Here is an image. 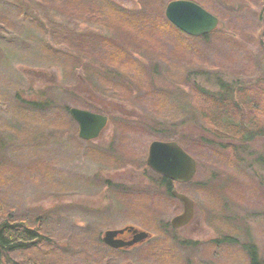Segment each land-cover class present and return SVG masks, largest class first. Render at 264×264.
I'll list each match as a JSON object with an SVG mask.
<instances>
[{"label": "rangeland", "instance_id": "1", "mask_svg": "<svg viewBox=\"0 0 264 264\" xmlns=\"http://www.w3.org/2000/svg\"><path fill=\"white\" fill-rule=\"evenodd\" d=\"M9 1L0 0V91L8 88L10 95L33 101L51 86L62 93L68 112L88 111L106 117L107 124L96 139L84 141L69 116L73 133L71 127L43 133L47 144L38 156L45 164H27L29 153L21 149L14 158L21 164L0 169V215L42 236L3 264H249V247L264 264V137L234 156L227 150L233 141L211 135L216 124L204 113H188V106L203 111L206 101L196 90L217 92L211 81L218 76L237 91L239 111L231 107L230 116L264 125V0L190 1L218 19L215 34L200 41L179 36L146 42L142 54L150 60L136 56L140 62L134 66L91 50L87 67L103 78L63 73L41 58L26 19L13 15ZM51 20L74 33L116 38L99 26L57 15ZM194 69L211 81L188 77ZM151 88L172 98L158 100ZM207 108L206 114L216 112ZM9 117L0 100V126ZM155 141L178 143L196 164L190 182L174 185L193 203L192 218L181 227L170 222L182 214V204L167 196L160 175L146 165ZM123 228L147 237L120 250L103 243L106 231Z\"/></svg>", "mask_w": 264, "mask_h": 264}, {"label": "trees", "instance_id": "2", "mask_svg": "<svg viewBox=\"0 0 264 264\" xmlns=\"http://www.w3.org/2000/svg\"><path fill=\"white\" fill-rule=\"evenodd\" d=\"M129 1H132L136 7L127 9L116 4L113 0H10L9 2L13 15L16 18L26 19V25L29 27L26 33L30 39L37 41L41 58L49 60L52 65L59 66L63 73L67 71L75 74L80 70L96 78L105 76L96 71L92 72V69L87 67L88 61L90 62L88 53L91 50L95 55L101 53L106 57L109 56L110 60H123L126 65L134 66L140 62L135 58L136 56L150 60L146 58L149 54H142L145 53L142 49L146 42L169 41V39L177 41L179 36L200 41L206 40L216 33L213 31L209 35L199 38H192L180 33L165 19L163 13L166 5L174 0ZM189 1L195 2L196 0ZM56 15L68 20L99 26L116 38L106 39L88 32L74 33L62 29L51 20ZM50 40L58 46L57 49L50 46ZM174 58L184 60L183 56L178 54ZM98 60L102 62L101 58ZM196 74L205 76L208 81L212 79L207 77V73L203 74L195 69L190 70L187 75L192 78ZM146 75L150 76L148 72ZM211 82L218 88L217 92L210 93L200 88L196 90L198 95L206 101V107L202 108L201 112V110H194L188 106V113H191L189 115L197 114L199 117H202V113H204V119L216 124V130H214L215 128L210 130L213 131L211 135L219 142L220 139L225 140V143L233 141L232 144H227V150L237 156L238 153L246 152L243 148H246L248 144L264 137V125L257 127L253 121H249L246 125L241 119L236 121L234 119L236 117H231L228 113L231 107L239 111L234 96L237 91L234 92L233 84L225 83L218 76H214ZM151 91L155 92L154 96L158 100L162 99L161 96H172L166 91H156L152 88ZM0 100L7 114L10 115L0 126V169L7 168L10 164H21L14 161L18 152H22L21 149L29 153L27 164H45L42 157L38 156L41 147H45L47 144L45 139L42 142L43 133L45 131H49L50 134L57 133V130L62 128L68 132L67 128L70 127L73 133V129H76L69 117L68 107L61 104L64 101L62 93H56L51 86L42 90L39 97L33 101L21 97L18 92L10 95V89L4 88L0 91ZM207 107L213 108L216 112L206 114L205 112L210 110ZM34 120H36V127ZM217 126L221 127L219 131L222 133L218 132ZM29 130L33 132L31 133ZM208 143L217 144L215 142ZM223 146L221 144V147ZM120 154H117L118 160L121 157ZM109 156L106 154V157ZM158 185L165 189L164 179L159 177ZM166 194L170 196L168 191ZM9 218L10 216L0 215V264H3L9 254L26 250L42 239L37 231L25 227L21 221L10 222ZM226 242L235 244L234 240L227 239ZM248 255L249 264H258L257 255L250 247Z\"/></svg>", "mask_w": 264, "mask_h": 264}, {"label": "water", "instance_id": "3", "mask_svg": "<svg viewBox=\"0 0 264 264\" xmlns=\"http://www.w3.org/2000/svg\"><path fill=\"white\" fill-rule=\"evenodd\" d=\"M167 21L183 34L199 38L212 33L218 26V19L198 5L186 0L169 2L164 10ZM69 116L78 127V137L84 141L96 139L107 124V118L88 111L72 108ZM147 167L154 173L178 182L191 180L195 173V161L187 155L175 142H152L146 158ZM182 204V214L174 217L170 225L173 228L186 225L193 215V203L184 195L172 192ZM134 234L129 242L115 241L116 235L124 231ZM145 233H138L132 228L119 231H106L103 243L112 248H121L145 239Z\"/></svg>", "mask_w": 264, "mask_h": 264}, {"label": "flooded vegetation", "instance_id": "4", "mask_svg": "<svg viewBox=\"0 0 264 264\" xmlns=\"http://www.w3.org/2000/svg\"><path fill=\"white\" fill-rule=\"evenodd\" d=\"M177 145H178V143H176ZM180 147V146H179ZM181 148V147H180ZM182 149V148H181ZM183 150V149H182ZM184 151V150H183ZM185 152V151H184ZM149 171H150V169H149ZM195 171H196V164H195ZM195 174V173H194ZM194 176V175H193ZM160 178L161 179H164V181H165V190H166V192L168 191L169 192V195L171 196V197H173L175 200H176V198L172 195V192H176L177 194H180V195H184L185 197H187V198H189L187 195H185L184 193H182V192H178L176 189H174V185H176V186H183V185H185V184H187L188 182H190L191 180H192V178H191V180H189V181H185V182H178V181H174V180H172V179H169V178H165V177H161L160 176ZM190 199V198H189ZM182 206V205H181ZM183 210V209H182ZM176 216H178V215H176ZM124 229V228H123ZM123 229H121V230H123ZM127 229H130V228H127ZM133 236H134V234L132 233V231H131V233H129V232H127V230L126 231H124L122 234H120V235H116L115 237H114V240L115 241H122V242H124V243H126V242H129L132 238H133ZM120 249H122V248H118L117 250H120Z\"/></svg>", "mask_w": 264, "mask_h": 264}]
</instances>
